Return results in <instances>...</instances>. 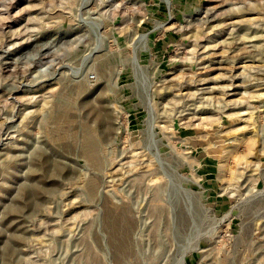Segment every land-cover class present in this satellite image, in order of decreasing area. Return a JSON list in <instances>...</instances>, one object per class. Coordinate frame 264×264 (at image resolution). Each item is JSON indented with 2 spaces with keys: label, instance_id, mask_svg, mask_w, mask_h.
Wrapping results in <instances>:
<instances>
[{
  "label": "rangeland",
  "instance_id": "374dc122",
  "mask_svg": "<svg viewBox=\"0 0 264 264\" xmlns=\"http://www.w3.org/2000/svg\"><path fill=\"white\" fill-rule=\"evenodd\" d=\"M0 264H264V0H0Z\"/></svg>",
  "mask_w": 264,
  "mask_h": 264
}]
</instances>
